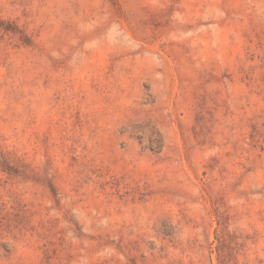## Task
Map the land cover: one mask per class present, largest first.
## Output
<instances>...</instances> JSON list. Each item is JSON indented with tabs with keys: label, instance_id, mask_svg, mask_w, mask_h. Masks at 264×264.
Listing matches in <instances>:
<instances>
[{
	"label": "rangeland",
	"instance_id": "obj_1",
	"mask_svg": "<svg viewBox=\"0 0 264 264\" xmlns=\"http://www.w3.org/2000/svg\"><path fill=\"white\" fill-rule=\"evenodd\" d=\"M0 264H264V0H0Z\"/></svg>",
	"mask_w": 264,
	"mask_h": 264
}]
</instances>
